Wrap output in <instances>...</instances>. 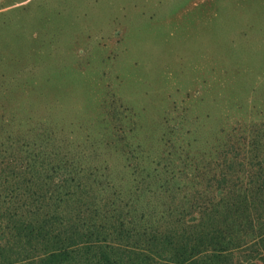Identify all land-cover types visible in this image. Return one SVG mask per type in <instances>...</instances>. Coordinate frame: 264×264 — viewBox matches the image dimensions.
I'll use <instances>...</instances> for the list:
<instances>
[{
  "label": "rangeland",
  "instance_id": "rangeland-1",
  "mask_svg": "<svg viewBox=\"0 0 264 264\" xmlns=\"http://www.w3.org/2000/svg\"><path fill=\"white\" fill-rule=\"evenodd\" d=\"M262 119L264 0H0V120L51 126L117 185L115 146L163 158L166 134L209 148Z\"/></svg>",
  "mask_w": 264,
  "mask_h": 264
},
{
  "label": "trees",
  "instance_id": "trees-1",
  "mask_svg": "<svg viewBox=\"0 0 264 264\" xmlns=\"http://www.w3.org/2000/svg\"><path fill=\"white\" fill-rule=\"evenodd\" d=\"M37 124L0 120V264H264V119L209 148L166 134L163 158L115 146L121 185Z\"/></svg>",
  "mask_w": 264,
  "mask_h": 264
}]
</instances>
